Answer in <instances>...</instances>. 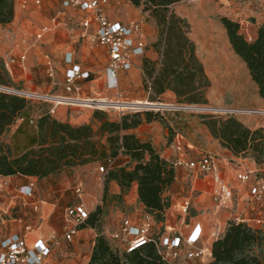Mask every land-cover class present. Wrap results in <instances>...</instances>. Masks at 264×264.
I'll return each instance as SVG.
<instances>
[{
    "label": "rangeland",
    "instance_id": "rangeland-1",
    "mask_svg": "<svg viewBox=\"0 0 264 264\" xmlns=\"http://www.w3.org/2000/svg\"><path fill=\"white\" fill-rule=\"evenodd\" d=\"M109 1L108 5L110 7L108 10L106 7L105 10L108 17L111 15L113 18H121L126 21L131 18L130 11H135V7L130 4L129 0ZM15 3L16 10H19L20 0H15ZM171 9L177 16L187 21L189 24L188 37L190 40L195 39L194 44H197L199 47V57L197 58L201 62L205 74L210 81V88L206 93L207 105L197 106L202 109H209V111L166 113L164 117L168 121H176L181 124V129L177 130L175 128L177 131L173 129L168 130L167 126H164V131L167 134L164 147L174 144L178 136L176 133H179L185 140L193 142L194 146L199 150L215 155L213 151L214 141L210 137H207L209 135H207L206 129L201 124V115H212L210 112L217 109L247 111V114H237L234 117L251 129L264 127V98L259 97L257 88L252 82L245 65L233 53L220 22L221 18H228L237 22L240 32L248 41H251L254 39V31L257 30L254 29L253 23L264 19V16L258 17L259 12L264 10V0H184L172 6ZM137 12L139 16L135 20H130L124 24L141 21L144 25L146 44L148 48L157 53V49L154 47L159 41L156 24L147 14L142 13L140 8ZM56 16L57 14L54 15V18L58 20ZM11 23L13 24L11 25ZM11 23L0 27V61L4 64L8 58L16 57L19 53L25 52L27 55L24 64L16 63L7 68L5 67L10 77L8 85L11 88L36 91L53 96H64L71 99L102 98L115 102L121 99L122 102L127 103L147 101L171 105L179 104L175 96L172 95L163 94L157 101L152 99L151 93L144 88L142 71L138 69L130 70L131 72L126 73L123 77L122 85H119L117 89L109 90L106 88L107 91H105L103 84L106 87V78L103 70L108 60L104 59L106 58V54L103 49L100 52L98 48L91 49L86 46L82 48L81 44L71 43L68 33L62 29L60 30L63 34L59 36L55 35L48 43L47 48L40 47L39 42L34 44L36 33H39L42 29L34 30L36 23L32 21L26 22L19 13L16 14L15 19V12ZM77 28L79 29L80 26ZM73 29L74 32L77 30L75 27ZM67 48H72L75 52L73 62H80L83 65L91 66L96 71H102L103 80L102 83L100 82L102 89L99 83L96 86L97 91L98 89L102 90V95L94 93L93 89H81V92L84 94L80 93L79 97L74 96L72 92L66 91L63 73L67 66L65 63L66 57L64 56V51ZM45 54L49 55V66L46 63L47 60L44 58ZM48 75L51 77H48ZM75 86L79 87L77 82ZM119 95L121 98H119ZM28 102L26 112L20 116L23 118V121L13 124L14 126H18L15 133L12 134L9 131L3 136L4 140L8 139L12 141L11 147H7L12 148L14 153L35 145L38 120L36 117L44 115L48 110V106H50L40 101ZM68 106H73L72 108L75 109L74 112L70 111L68 114L72 118L79 120H83L87 112L95 110L82 107L81 104L77 103H72V105ZM101 111L105 112L112 120L118 119L122 114L134 113L131 109L112 107L103 108ZM53 115H50L52 119H54ZM31 118H35L33 123L29 122ZM181 142L184 143V140L182 139ZM182 149L181 153H183L185 159L195 160L197 158L195 149L188 148L186 143H184ZM172 150L175 152V156L172 157V155L170 157V162L176 160L180 154L174 149ZM10 155L12 156L11 151ZM215 156H217L220 166H224L225 163H222L221 157ZM127 161V158L120 157L116 165L131 168L132 163L128 164L126 163ZM102 165V162L95 161L84 166L62 169L60 172L43 179L34 178L35 191L33 198L29 199L31 202H28V199H26V202H23L20 198H15V186L11 184L0 189V194L4 195L5 201L0 202V240L9 234L18 233L25 229H28L30 238L40 237L45 240L49 239L52 235L56 238L61 237L65 225V209L79 203L80 199L77 198L75 189L81 186L82 198L88 202L87 210L93 212L97 206H100L101 213L96 217L93 226L86 228V231L78 235L72 242L59 241V244L53 250L52 264H87L93 243L97 235L102 233L107 238L106 240L110 247L114 249L117 243L109 240L106 233L114 229L124 218H135L138 220L140 217L133 216L138 211L137 205L133 204V206L131 205V209H128V203H125L124 197L122 199L114 197L115 193L110 184L111 182L107 184L105 198L103 200L101 198L97 204L95 203V199H97L101 190L103 197L105 176H101L98 169ZM227 165V168L231 172L251 170L249 169V161L244 163L240 160H234L230 161ZM258 167H260V170H252L258 176L264 177V164H255L254 168ZM174 170L179 172L178 183L185 188L186 192L190 177H188L187 172L180 170L179 167H174ZM18 179L25 180L23 178ZM246 185L244 184L243 186ZM129 193L130 190L125 196L129 195ZM130 199L128 197L126 200L130 201ZM202 213L200 211V214ZM210 213L211 210H206L205 217L211 227L214 228L213 225L216 224L215 219H218L216 227L212 230L214 237H216L222 232L224 223L226 221L228 223V217L226 216L228 213L220 212L217 214V218H214ZM195 214H197L196 211L193 215ZM234 217L240 220L244 218L240 212H234ZM261 222L262 224H257L256 222H250V224L254 228L262 226L259 229L264 230V222L262 220ZM159 232L163 233V229H160ZM183 251L176 253L182 254ZM172 264L182 263L180 260H174Z\"/></svg>",
    "mask_w": 264,
    "mask_h": 264
},
{
    "label": "trees",
    "instance_id": "trees-1",
    "mask_svg": "<svg viewBox=\"0 0 264 264\" xmlns=\"http://www.w3.org/2000/svg\"><path fill=\"white\" fill-rule=\"evenodd\" d=\"M184 0H129L135 8L147 14L155 24L159 41L155 44L158 59L144 58L141 64L143 85L156 101L171 92L179 104L207 105L206 93L210 81L196 56V46L188 37L189 24L172 11V6ZM15 0H0V26L14 18ZM233 53L245 65L258 95L264 98V21L257 27L253 40L240 32L237 22L221 18ZM10 77L0 61V86L9 87ZM28 101L0 92V177L24 176L43 179L65 168L84 166L110 158L128 159L131 168L115 165L105 175L103 197L107 184L116 183L122 199L136 184L138 202L145 214L158 223L165 221L170 207L166 192L173 184L175 170L148 141L140 140L131 131L144 123L159 122L170 126L164 117L153 112L122 114L112 120L101 110H94L92 122L72 126L52 119L47 112L38 117L37 139L33 147L19 156H11L1 141L2 135L16 122L28 106ZM201 124L220 148L234 158L250 159L264 164V127L251 129L235 117L201 115ZM97 124L95 127L94 125ZM101 213L97 206L90 212L87 225L93 226ZM207 264H264V230L244 222L229 220L223 232L211 243ZM87 264H169L162 260L155 246L149 244L134 253H118L107 240L97 235Z\"/></svg>",
    "mask_w": 264,
    "mask_h": 264
},
{
    "label": "built area",
    "instance_id": "built-area-1",
    "mask_svg": "<svg viewBox=\"0 0 264 264\" xmlns=\"http://www.w3.org/2000/svg\"><path fill=\"white\" fill-rule=\"evenodd\" d=\"M41 0H34V4L39 6ZM109 0H60L63 9H74L82 12L84 15L79 20V26L82 29L81 38L85 39L87 43L92 46H99L105 48L107 54V65L105 67L106 88L115 90L118 88L117 78L120 72L130 71L134 66V58L144 55L145 42L143 34V23L141 21L130 22L129 24H122L114 22L109 19L105 12ZM24 6V5H23ZM59 24L56 18L51 19V26L44 27L39 33L35 35L34 44L39 42L43 36L51 31L52 28L57 27ZM92 25H94L93 30ZM250 40V38H248ZM27 59L25 52L19 53L16 57H10L4 63L5 67L16 63L24 64ZM67 59V56H66ZM65 59V60H66ZM70 63V61H69ZM50 63L48 62V66ZM89 74L87 72H80L78 66H73L67 70L65 74V89L67 92H77L74 82L76 79H87ZM0 92L14 95L23 98L27 101H40L47 103V114H55L58 105L72 104L76 101L82 102L85 105L95 110H102L103 108L93 105L97 100L94 98L79 99L69 97H58L49 94H44L36 91H25L14 89L11 87H1ZM119 98L121 96L119 95ZM60 99V100H58ZM111 103H127L112 101ZM147 101H145L146 103ZM79 104V103H78ZM132 108L131 111L135 112H153L164 117L166 113H180V112H203L209 109L198 107L197 105H184V104H163L158 102H148L146 105L137 106ZM107 108V107H105ZM111 108V106H110ZM114 108V107H112ZM216 117H234L237 114H247V111L217 109L210 112ZM39 116L36 117V119ZM23 118L19 117L15 123L22 122ZM35 118L29 120L33 123ZM180 136L176 137L172 148L179 152V157L173 162H170L173 167H183L190 171L196 178H209L213 187V198L217 202L218 208L226 207V200L233 197V188L226 182L221 174L218 165L217 156L210 153H202L195 160L185 159L183 153L184 143L181 142ZM188 148H192L187 145ZM117 158H110L106 162V166H100L99 173L105 176L107 172L114 167ZM235 180L240 184H249V196L251 202L260 204L264 200V177L258 176L253 170L244 172H236ZM7 182L0 183V189L7 187ZM28 189V190H27ZM21 196L30 197L31 187L22 186L18 189ZM77 198L81 200L82 190L76 189ZM189 203L184 204L180 208V213L186 217L189 215ZM65 225L61 237L56 238L52 235L49 239L37 238L32 240L29 235L28 229L24 231L9 234L3 237L0 241V264H52L51 259L54 247L59 244V241L70 243L81 230L89 228L87 221L90 212L87 210L83 202L77 205L67 207L65 209ZM236 222H243L235 218ZM245 223V222H244ZM257 224H262L261 220L256 221ZM163 223H158L154 218L148 214L143 213L138 220L124 218L117 224L111 231L106 233L109 240L117 243L114 248L118 253L131 254L135 251L153 244L161 256L162 260L172 264L174 260H180L182 264H207L210 260V251L199 243L202 239V229L199 224L192 227L189 234H173L164 227ZM252 227V226H251ZM163 229V233L159 232ZM225 229V228H224ZM223 232V231H222ZM221 232V233H222ZM220 233V234H221ZM218 234V236L220 235ZM103 236L104 234H100ZM214 236V234H213ZM217 236V237H218ZM104 237V236H103ZM107 239L106 237H104ZM183 253L179 254L176 252Z\"/></svg>",
    "mask_w": 264,
    "mask_h": 264
},
{
    "label": "crops",
    "instance_id": "crops-1",
    "mask_svg": "<svg viewBox=\"0 0 264 264\" xmlns=\"http://www.w3.org/2000/svg\"><path fill=\"white\" fill-rule=\"evenodd\" d=\"M110 3V1H109ZM24 5V6H23ZM19 10H16V3H15V19H16V14L19 13V15L21 14L22 17L24 18V20L26 22L32 21L34 23H36L34 30H39L40 28H44V27H48L51 26V19L54 18V15L57 14V18H58V26L55 28H52L51 31L47 34H45L42 38L41 41H39V46L40 47H44L47 48L48 43L50 42V40H52L54 38V36H59L62 35V30H65L68 33V37L70 38L71 43H78L81 44L82 48L89 47L91 49L93 48H98V50L100 52L103 51L106 54V50L105 48L99 47V46H92L89 43H87V41L83 38H81L82 35V29L81 28H77L79 26V20L83 17V13L79 12L77 10L74 9H63L61 4H60V0H41V3L39 6H36L34 4V0H20L19 3ZM109 5L107 6V10L109 9ZM19 11V12H18ZM138 8H135V11H130L131 14V18H129L128 20H122L121 18H113L110 15V20L114 21V22H120V23H125L128 22L130 20H135L139 15V13L137 12ZM260 14H258L259 16H264V10L259 12ZM259 19V18H258ZM264 21V19H262L260 22L259 20L255 21L253 24V26L255 27L254 29L256 30L257 27ZM13 23H11L12 25ZM1 27V26H0ZM73 27H75L77 30L74 32ZM94 28V25H92V30ZM144 25H143V34L144 33ZM256 31H254V37L256 35L255 33ZM37 34V33H36ZM192 41L195 43V39H192ZM144 42H145V52L143 56L140 57H135L134 58V67L131 69H138L139 71L141 70V62L144 58L150 59L152 61H156L158 59V54L155 53L152 49L148 48L146 41H145V37H144ZM196 46V56L199 57V47L197 44H195ZM52 53V52H51ZM75 55L74 50H72V48L70 49H66L64 51V56H67V59L65 60V63L67 64V66L65 67L63 76H64V82H65V74L67 72V70L71 69L73 66H78L80 68V72H87L89 74V77L87 79H76L74 82V86L75 83L77 82L79 87H76V89H78L77 92H72V94L74 96L79 97L80 93L84 94L83 92H81V89H93L95 92L94 93H98L100 95H102V90L98 89V91L96 90V86L98 85V83L100 84V82L102 83V71H96L94 68H92L91 66H86L83 65L80 62H73V57ZM45 60H47V65L49 61V55L45 54L44 55ZM105 60H108L107 58V54H106V58H104ZM70 61V63H69ZM105 71V69L103 70ZM131 71H127V72H120L117 78V82H118V86L122 85V80L123 77L126 73L131 72ZM48 77H51L48 75ZM105 83V82H104ZM101 85V89H102V84ZM104 86V90L107 91L105 84H103ZM164 95H172L174 96L171 92H166L164 93ZM58 96V95H55ZM58 97H64V96H58ZM139 102V101H136ZM64 105V104H61ZM57 106L56 111H55V115H53L52 117L60 122L63 123H68L72 126H79V125H84V124H89L92 122V113L94 110L87 112L85 118L83 120H79V119H74L71 117V115H69L68 113L74 112L75 109H73V106ZM72 105V104H69ZM26 112V110H24V112L22 113V115ZM38 119V118H37ZM165 122L170 126L171 129H173L174 131H177L179 129H181V124L177 123L176 121H168L166 117H164ZM12 125L5 133L7 132H11L12 134L15 133L16 128L18 126H14ZM95 127L97 126V124L94 125ZM175 128L177 130H175ZM15 129V130H14ZM132 133H134L140 140L143 141H148L151 143L152 147L160 154V156L162 158H164L167 161H170V157H174L175 156V152L172 150V145H167L166 147H164V144L166 142V131H164V125H162L159 122H151V123H144L142 125H140L138 128L134 129L131 131ZM205 132L208 134V132L205 130ZM5 133L2 135L1 137V141L7 145L8 147H11V140H4L3 136L5 135ZM176 135L180 136L183 140L184 143H186L187 145H190L192 148L195 149L196 151V157L198 158L200 156V154L202 153H207L204 152L203 150H199L198 148H196L194 146L193 142L187 141L183 138L182 135H180L179 133H176ZM207 137H210L207 136ZM211 138V137H210ZM212 139V138H211ZM214 141V148L213 151L215 152V155H218L221 157V161L222 163H225L224 166H220L219 161H218V165H219V169L221 171L222 176L224 177V179L226 180V182L233 188L234 192H233V197L230 200H226V207L225 208H218L217 207V202L214 200L213 198V187H212V183L210 181L209 178H196L195 176L192 175V173L190 171H188L187 169L183 168V167H179L180 170L187 172L188 177H190L189 180V186L186 188V192H185V188L180 185L178 183V173L177 171H175V179L173 184L170 186V188L168 189V191L166 192V196H169V200H170V207L168 210H166L165 212V221H164V227H166L169 231H172L173 234L179 233V234H183V235H187L191 232L192 227L196 224H199L201 229H202V239L199 243L200 246H204L206 248H210V245L212 243L213 240H215V238L213 236L212 230H214V228L216 227V224L218 223V219H215L216 224L213 225V227H211L208 224V220L205 217L206 214V210H211L212 216L214 218H217V214L218 213H228L226 214V216L228 217V221L229 220H234L236 217L233 218V213L234 212H240V214H242L244 216L243 219H241L243 222L247 223L248 225L252 226L250 224V222L255 223L257 220L261 219L264 222V200L262 203L260 204H255L253 202H251L250 200V196H249V188L251 183H247L246 186H243L242 184H240L239 182H237L235 180V174L238 171H234L231 172L229 171L228 167V163L230 161H234V160H240L243 161L244 163H246V161H249V169H253L254 171L260 170V167L258 168H254L255 167V163L252 162L250 159H236L234 158L228 151L220 148V146L218 145L217 141ZM163 148V149H162ZM12 156H19L20 154H22L25 150L22 151H18L17 153H14V151L12 150V148H9ZM196 158V159H197ZM220 161V163H221ZM128 163V161L126 162ZM221 163V164H222ZM241 163V162H240ZM253 166V167H252ZM257 169V170H256ZM234 175V176H233ZM18 178H23L25 180L22 181V179H18ZM1 182H7L8 184H11L13 186H15V198H20L21 200H23V202H26V199L31 200V198H33V194L35 191V180L34 177H24V176H10V177H0V183ZM112 185L113 188V192L115 194H119L120 190L118 188V186L116 185V183L111 182L110 183ZM22 186H27V187H31V196L30 197H25V196H21L18 193V189ZM77 188H81V186L76 187ZM76 189H75V193H76ZM28 190V189H27ZM82 190V188H81ZM77 196V194H76ZM128 197H130V201L126 200ZM102 198V190L100 191L99 195L97 196V199H95V203L97 204L99 200H101ZM0 199H2L0 202H5L4 201V195L0 194ZM125 199V203H128V209H131V205H137L138 207V211L135 212V214L133 216H139L141 217L142 214L144 213L143 211V207L142 205L138 202L137 199V194H136V184H133L131 189H130V193L127 196H124ZM214 201V202H213ZM10 202H11V198H10ZM79 202H83L84 205L86 206V208H88V202L83 200V198H81V200ZM126 203V204H127ZM189 203V215L184 217L181 213H180V208L186 204ZM125 204V205H126ZM127 208V207H125ZM124 208V209H125ZM91 211V210H90ZM197 212V214L193 215L194 212ZM200 211H202L203 213L200 214ZM132 216V215H131ZM132 220H136L135 218H133ZM227 221L224 223L223 225V229L224 230L225 226H226ZM257 228H262V226H258ZM92 230V229H90ZM86 231V229L81 230V232L78 234L80 235L82 232ZM77 237V236H76ZM75 237V238H76ZM213 237V238H212ZM40 237H31L32 240L37 239ZM74 238V239H75ZM43 239V238H42ZM1 241V240H0ZM209 261V259H208Z\"/></svg>",
    "mask_w": 264,
    "mask_h": 264
},
{
    "label": "bare ground",
    "instance_id": "bare-ground-1",
    "mask_svg": "<svg viewBox=\"0 0 264 264\" xmlns=\"http://www.w3.org/2000/svg\"><path fill=\"white\" fill-rule=\"evenodd\" d=\"M101 100H97L95 103H93V105H95V106H99V107H101V108H105V107H114V108H118V109H132V108H138L137 106H141V105H146L148 102H131V103H125V104H123V103H120V104H118V103H111L110 102V100H108V99H102V98H100ZM58 100H60V99H58ZM60 102L62 103V104H64L61 100H60ZM80 104V103H82V102H78V101H76L75 102V104ZM74 104V103H73ZM82 107H86V108H90V107H88V106H85L84 104L82 105Z\"/></svg>",
    "mask_w": 264,
    "mask_h": 264
}]
</instances>
